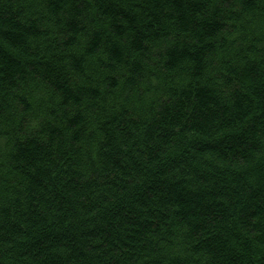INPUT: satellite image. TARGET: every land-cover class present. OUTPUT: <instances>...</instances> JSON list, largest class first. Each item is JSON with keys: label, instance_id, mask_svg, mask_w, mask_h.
I'll list each match as a JSON object with an SVG mask.
<instances>
[{"label": "trees", "instance_id": "1", "mask_svg": "<svg viewBox=\"0 0 264 264\" xmlns=\"http://www.w3.org/2000/svg\"><path fill=\"white\" fill-rule=\"evenodd\" d=\"M0 264H264V0H0Z\"/></svg>", "mask_w": 264, "mask_h": 264}]
</instances>
